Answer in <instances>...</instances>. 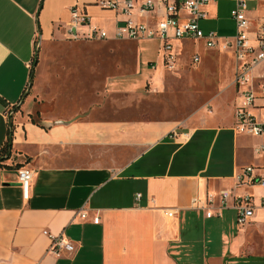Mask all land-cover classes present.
<instances>
[{
  "label": "crops",
  "instance_id": "crops-1",
  "mask_svg": "<svg viewBox=\"0 0 264 264\" xmlns=\"http://www.w3.org/2000/svg\"><path fill=\"white\" fill-rule=\"evenodd\" d=\"M98 1L0 0V156L11 139L0 160V264H264V193L253 191L264 188L237 185L245 167L264 162L239 144L233 49L219 50L216 79L202 40L173 39L178 65L168 70L160 39L114 38L117 13ZM143 1L133 16L155 27L165 9L142 15ZM218 1L206 7L205 31L219 33L203 26L218 18ZM75 5L89 25L73 27ZM248 15L264 20V0H250ZM95 26L108 38L89 39ZM206 61L215 80L200 89L193 72ZM199 98L213 109L195 124L178 109ZM23 165L35 170L28 199ZM223 190L254 196L249 225L238 226L233 196L221 207ZM45 230L76 251L57 256Z\"/></svg>",
  "mask_w": 264,
  "mask_h": 264
},
{
  "label": "built area",
  "instance_id": "built-area-1",
  "mask_svg": "<svg viewBox=\"0 0 264 264\" xmlns=\"http://www.w3.org/2000/svg\"><path fill=\"white\" fill-rule=\"evenodd\" d=\"M215 0H144L138 10L140 14L156 12L162 5L165 17L159 20L155 27L140 22L133 16L137 0H99L97 4L117 13V26L114 38L129 40L160 39L164 63L168 70H174L178 65L177 53L172 40L196 39L202 40L212 49H233L235 54V79L234 85L239 92L235 112V129L243 134L264 136V20L255 22L248 15L250 0H232L231 17L236 26L235 34L224 37L214 30L205 31L201 21L208 18L207 6ZM72 25H89V15L75 5L71 9ZM122 16V17H120ZM89 39L108 38L107 32L100 27H92ZM193 62H199V55L193 56ZM261 67V70H256ZM255 151L264 155V143L255 147ZM18 179L23 190V197L28 199L35 175V170L27 165L18 168ZM258 185L264 188V166L249 165L237 175V185ZM222 206L226 205L228 198L234 197L233 207L237 210V224L243 228L250 224L255 216L257 206L253 195L235 194L228 190L221 192ZM142 197L137 194V199ZM264 206V196L262 200ZM168 216H173V210H167ZM213 211H208L207 216L212 217ZM99 222V216L94 218ZM51 239L49 247L57 256L76 251L75 245L66 240L62 234L55 235L45 230Z\"/></svg>",
  "mask_w": 264,
  "mask_h": 264
},
{
  "label": "rangeland",
  "instance_id": "rangeland-1",
  "mask_svg": "<svg viewBox=\"0 0 264 264\" xmlns=\"http://www.w3.org/2000/svg\"><path fill=\"white\" fill-rule=\"evenodd\" d=\"M219 15L218 18L215 20H210L207 22H203V26L206 29H216L220 34H231L234 33V20L231 17V11L230 9L232 8L233 3L229 0H219ZM250 6L252 7V4H250ZM250 7V9H252ZM218 33V34H219ZM96 40V39H93ZM152 48H153V52L154 54L151 55V57L149 59H156V56L158 54V49L157 46L152 43L149 44ZM197 44L196 45H192V48H197ZM202 49L199 51V54L201 55V57L203 59H206V57H208V54L210 53L209 57L212 59L211 62V68L212 70H214L215 75H216V79H219V72H220V63H221V55L224 53H221L219 50H215V49H211L209 47H205L204 45H201ZM191 49V48H190ZM77 53H81V52H77ZM87 53H99L98 51L95 50H88ZM82 54H84V52H82ZM104 56L103 60V67L104 70H110V66H109V62L106 60H109L110 58L106 59V51L104 50ZM110 61V60H109ZM90 63H93L92 59H88V65H90ZM261 70V67L258 68L256 71L259 72ZM193 75L195 76V81H198V86L200 87V89H204L205 87H212L213 83H211L210 80H215L213 71L210 70V66L209 63L206 61L202 64H200V66L198 67L197 70H195L193 72ZM234 84V83H233ZM182 91H177V94H180ZM220 93V89L218 88L217 92L215 95H218ZM227 96L226 93L223 94V97ZM224 98H221L220 100H222ZM219 100V101H220ZM207 101V100H206ZM205 107V108H204ZM201 109H205V112L210 113L211 110L213 109L212 106L210 104H208V102H205L204 99L199 98V101L197 99L192 100L191 102L189 100L186 99V103L184 104L183 107H181L180 109H178L180 116L181 117H185V118H193L194 122L196 124L197 122V113L201 110ZM58 113V112H56ZM243 137H241L239 139V144H241L243 151L245 152V155L247 157V159H252L254 162H264V156L260 159H254L253 158V152L256 153L255 151V147L264 142V137L261 136H246V135H242ZM245 136V137H244ZM245 163H248V161H246ZM254 193L256 194V196H259L260 194L264 193V189H261L259 187L253 188ZM234 211H232V213H234ZM264 234V232L262 233Z\"/></svg>",
  "mask_w": 264,
  "mask_h": 264
},
{
  "label": "trees",
  "instance_id": "trees-1",
  "mask_svg": "<svg viewBox=\"0 0 264 264\" xmlns=\"http://www.w3.org/2000/svg\"><path fill=\"white\" fill-rule=\"evenodd\" d=\"M10 150H11V139L8 140L7 144L4 146L3 150L1 151V156H0L1 161L9 157Z\"/></svg>",
  "mask_w": 264,
  "mask_h": 264
}]
</instances>
